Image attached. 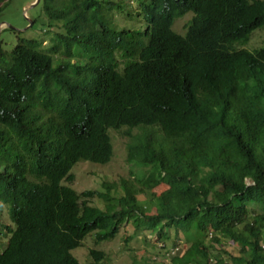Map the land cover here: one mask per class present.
<instances>
[{
    "label": "trees",
    "instance_id": "trees-1",
    "mask_svg": "<svg viewBox=\"0 0 264 264\" xmlns=\"http://www.w3.org/2000/svg\"><path fill=\"white\" fill-rule=\"evenodd\" d=\"M37 7L47 40L0 43V207L11 220L0 222V264H81L73 250L91 235L115 239L125 223L156 234L168 264H264V41L246 47L264 31V0ZM113 11L136 25L118 27ZM111 129L129 139L135 183L78 193L72 168L109 163Z\"/></svg>",
    "mask_w": 264,
    "mask_h": 264
},
{
    "label": "rangeland",
    "instance_id": "rangeland-1",
    "mask_svg": "<svg viewBox=\"0 0 264 264\" xmlns=\"http://www.w3.org/2000/svg\"><path fill=\"white\" fill-rule=\"evenodd\" d=\"M8 1V0H6ZM37 0H10L5 6L0 15V43L3 50H12L17 44L20 37L38 38L47 40L45 36L43 17L39 19L41 10L37 5L32 6ZM120 1L121 0H115ZM126 1V0H125ZM132 5V4H131ZM115 16L116 25L118 27H132L136 25L135 16L127 17L123 12H111ZM192 14H188L176 21L174 31L180 35H185V25L191 19ZM38 18V19H37ZM30 21L32 25L30 26ZM37 20L34 26V21ZM34 26V27H33ZM264 41V31L254 33L250 42L246 45L248 49H254ZM49 43H43V47H47ZM134 133L139 130H133ZM158 134V132H157ZM109 135L114 148L113 159L107 164L93 163L90 161H80L72 168V174L75 176V181L71 187L78 193L86 190H101L104 183H113L119 185L121 179L128 180L131 183L133 176L139 173L136 167L130 166L127 163V144L129 139L124 135V130H109ZM159 135V134H158ZM165 189V186H160L154 190L156 194ZM152 198L150 194L140 195L139 200L146 201ZM93 205L104 207L102 201L97 198L92 199ZM0 222L2 225H11V220L7 213L6 207H0ZM0 231V249L7 240V235ZM158 236H147L144 232H136L131 223H128L121 228L117 237L108 242L96 244L94 235L87 237L82 246L73 250V255L81 264H90L91 259L89 250L92 248L105 251L109 260L105 264H146L147 260L154 261L152 264H168L170 259L164 256L165 248H159L163 245L158 242ZM169 249H172L174 244V234L168 235ZM158 245V246H157ZM146 259V260H144Z\"/></svg>",
    "mask_w": 264,
    "mask_h": 264
},
{
    "label": "water",
    "instance_id": "water-1",
    "mask_svg": "<svg viewBox=\"0 0 264 264\" xmlns=\"http://www.w3.org/2000/svg\"><path fill=\"white\" fill-rule=\"evenodd\" d=\"M39 2H40V0H37V1H36V2H35L33 5H32V6H35V5H37ZM29 22H30V24H29V25L31 26V25H32V21H30V20H29Z\"/></svg>",
    "mask_w": 264,
    "mask_h": 264
},
{
    "label": "clouds",
    "instance_id": "clouds-1",
    "mask_svg": "<svg viewBox=\"0 0 264 264\" xmlns=\"http://www.w3.org/2000/svg\"><path fill=\"white\" fill-rule=\"evenodd\" d=\"M150 237V236H149Z\"/></svg>",
    "mask_w": 264,
    "mask_h": 264
}]
</instances>
